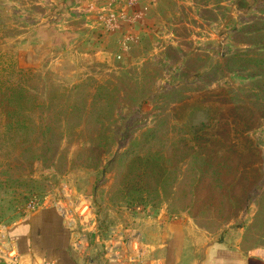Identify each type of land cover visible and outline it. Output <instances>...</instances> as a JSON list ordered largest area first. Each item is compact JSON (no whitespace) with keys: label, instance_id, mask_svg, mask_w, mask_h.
<instances>
[{"label":"rangeland","instance_id":"rangeland-1","mask_svg":"<svg viewBox=\"0 0 264 264\" xmlns=\"http://www.w3.org/2000/svg\"><path fill=\"white\" fill-rule=\"evenodd\" d=\"M48 199L93 264L144 218L264 252V0H0V224Z\"/></svg>","mask_w":264,"mask_h":264},{"label":"crops","instance_id":"crops-1","mask_svg":"<svg viewBox=\"0 0 264 264\" xmlns=\"http://www.w3.org/2000/svg\"><path fill=\"white\" fill-rule=\"evenodd\" d=\"M136 228L127 235L116 233L105 243L104 252L110 248L113 257L107 264H264V252H245L235 244L208 239L195 224L181 219L144 218ZM6 234L27 264L94 262L88 246L86 257L73 248V236L53 206L27 212L6 225ZM138 247L144 254L132 260ZM0 264L7 263L0 259Z\"/></svg>","mask_w":264,"mask_h":264},{"label":"built area","instance_id":"built-area-1","mask_svg":"<svg viewBox=\"0 0 264 264\" xmlns=\"http://www.w3.org/2000/svg\"><path fill=\"white\" fill-rule=\"evenodd\" d=\"M126 1L128 2L129 7L131 8H133L137 4V0H126ZM112 16L113 17H111V20L114 19L115 23L114 24L110 23V24H113V27H118L119 22L117 21L121 19H124V20L128 19V20H131L133 23L137 21V18L139 17V13L137 11L136 12L132 11L129 13L122 11V12H119L117 15L113 13ZM108 26L110 25L108 24ZM127 40H128V37H126L122 43L123 49H126L128 47ZM51 201L52 200L48 199L41 205V207L51 206ZM32 204L33 202H31L28 206V208L31 209V211L35 210V206ZM64 204H66V202H64ZM52 206L55 207L59 211L62 219L64 220L66 226L68 227V229L70 230L73 236L71 245L81 256L86 257L85 251L88 246V237L85 234L81 233L76 228V223L72 219V215H71L72 212L70 211L69 208L65 207V205H63L60 202H55ZM80 209H83V207H81ZM80 215H83V214L80 213ZM106 250L104 252L105 253L104 261L107 264L108 263L107 261H110L111 259H113V257L109 255L111 249L107 248ZM143 254H144L143 249L138 247L135 251V254L132 256V260L140 259L143 256ZM0 259L6 262L7 264H27L21 260L19 254L13 249V247L9 245V240L6 234V225L4 224H0ZM86 261H87L86 262L87 264H93L91 261L87 259ZM44 264H53V263L46 262Z\"/></svg>","mask_w":264,"mask_h":264}]
</instances>
